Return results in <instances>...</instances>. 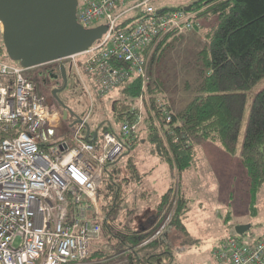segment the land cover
I'll use <instances>...</instances> for the list:
<instances>
[{"label":"built area","instance_id":"2783aa9c","mask_svg":"<svg viewBox=\"0 0 264 264\" xmlns=\"http://www.w3.org/2000/svg\"><path fill=\"white\" fill-rule=\"evenodd\" d=\"M76 8L84 27L106 25L86 51L82 67L91 82L83 81L82 87L91 96V85L103 97L115 85L140 77L138 107L148 100L149 56L157 41L198 25L194 11H157L155 0H77ZM2 32L0 21V264H115L108 257H89L103 224H111L99 194L105 166L125 151L140 115L121 124L120 137L105 131L87 141L85 118L69 135L58 134L48 125L52 112L45 96L25 74L29 68L4 51ZM75 56L68 57L72 78L81 79ZM66 87L77 90L71 79ZM170 215L140 244L163 237ZM214 256L222 264H264V234L247 242L225 238Z\"/></svg>","mask_w":264,"mask_h":264},{"label":"trees","instance_id":"16d2710c","mask_svg":"<svg viewBox=\"0 0 264 264\" xmlns=\"http://www.w3.org/2000/svg\"><path fill=\"white\" fill-rule=\"evenodd\" d=\"M179 7L195 12L192 18L194 23L198 22L195 28L200 29L204 36L194 57L185 63L186 68L192 67L195 75L194 85L189 83V79L185 81V88L192 91L185 104L176 110L170 100L162 99L164 79L158 67L159 71H152L154 62L161 60L168 48L174 47L179 40L181 35H176L174 31L162 36L149 56L148 100H144L141 107L136 103L142 92L140 77L119 83L107 93L116 89L120 92L109 104L113 121L119 126L116 129L112 120H103L97 128L101 129L100 132L111 131L120 137L121 124L140 115L137 131L133 138L131 135L126 137V149L119 157L125 158L124 168L117 166L118 160L105 166L103 188L106 194L104 200L100 199V204L109 215L122 201L126 185L142 182L145 172L138 170L133 153L135 144L141 140L146 142L150 155L165 160L170 171L176 168L180 176L198 161L196 141L199 139L217 142L226 152L235 153L247 99L246 90L264 76V0H193L183 6L163 5L160 9L172 11ZM81 66L79 62V70ZM66 70L69 78L70 70L67 67ZM50 73H54L56 81H62L58 63L42 64L25 72L34 82L37 93L44 95L46 101L48 96L53 99V111L60 108L62 113V107L49 89L48 94L45 92L52 80ZM164 110L169 112L170 118H166ZM89 130L98 134V130L91 131L90 127ZM85 131L84 126L82 132ZM239 163L254 198L264 184V87L252 99ZM170 188L161 196L157 212L166 203ZM186 209V201L181 197L172 223L184 233ZM157 225L154 223L151 229L142 231L140 227L130 228L125 224L114 235L135 253L134 247L146 239ZM106 226H102V232L108 229L107 233H110L111 226ZM158 246V251L145 254L144 262L158 264L163 257H171L166 239H156L146 245L151 248ZM99 252L98 249L92 251L89 257H95Z\"/></svg>","mask_w":264,"mask_h":264},{"label":"rangeland","instance_id":"374dc122","mask_svg":"<svg viewBox=\"0 0 264 264\" xmlns=\"http://www.w3.org/2000/svg\"><path fill=\"white\" fill-rule=\"evenodd\" d=\"M192 1L155 0V5L158 8L163 5L177 6L180 4L183 6ZM203 41L204 36L200 29L195 28L186 31L181 34L175 46L168 48L163 58L156 61L158 63L154 62L152 66V71L160 70L164 79L162 99L170 100L171 105L176 110L184 105L192 95V91L185 88V81L189 79V83L194 85L195 75L192 67L186 68L185 63L194 57ZM86 57L87 53L84 52L77 54L74 59L82 63ZM62 61L70 70L68 82L71 79L77 90H74L73 93V90L70 91L65 87L60 93L59 97L69 108L66 117H64L63 112H60V108L53 111V99L50 96L47 97V103L49 107L51 106L50 109L52 108V117L51 120L49 119L48 125H52L58 134L62 133V136H65L77 127L78 122L70 125L76 117L85 118L91 131L98 130V125L103 120L105 122L107 120L113 121L109 104L110 100L119 95L120 92L116 89L103 97H99L94 87L88 85L91 91L90 96L88 90L82 87L81 84L83 81L91 82L86 79L87 76L84 75L83 67L81 66L80 73L84 77L74 79L70 69L71 59L65 58ZM49 76L52 80L45 88L47 94L48 89L52 92L54 88H58L59 84L56 85L57 82H62L55 80L54 73H50ZM86 82L83 84H86ZM263 87L264 76L250 89L246 90L247 99L235 153L226 152L217 142L199 139L196 142L198 161L180 176L176 168L172 172L170 171L165 160L160 159L158 156H150L146 142L140 141V143L135 144L133 153L136 155L138 170H147L149 160H151V166L154 168L153 175L148 176L142 182H131L126 185L124 201L119 202L110 214L111 224L109 226H111L113 234L107 238L108 229L105 230V233L102 232L105 234L107 242V246L102 249L104 253H101V256L103 254L102 257L110 258V261L115 262V264H149L144 262L145 254L158 251L159 246L151 248L146 247V245L162 237L150 238L146 243L138 245L134 253L114 233L125 224L130 228L140 227L141 221L148 220V218L150 220L152 215L156 216L155 223L160 224L171 213L165 226L166 230L169 229L168 238L163 239H168L167 242L170 245L169 250L172 255L169 258L163 257L158 264H222L214 256V249L221 240L233 236L239 238L241 242H247L264 234V184L253 198L248 190L246 174L239 163L252 99ZM113 124L118 129V123L113 121ZM67 127H69L68 131L66 130ZM99 130L98 132H100ZM124 163L125 158L121 157L118 159L117 166L124 168ZM168 186H171V191L165 200L166 203L158 213L157 201ZM144 188L149 189L150 195L142 199L140 194ZM104 194H106L105 188L99 194L102 196L101 199L105 196ZM181 197L186 201L187 206L183 219L186 233L172 223ZM146 222L149 223L148 221L144 223L146 224ZM239 224L248 225V228L242 234H238L235 229ZM104 226H106V223L103 224ZM106 227L108 228V226ZM95 257H100V255ZM136 258H139V260H135Z\"/></svg>","mask_w":264,"mask_h":264},{"label":"water","instance_id":"95a60500","mask_svg":"<svg viewBox=\"0 0 264 264\" xmlns=\"http://www.w3.org/2000/svg\"><path fill=\"white\" fill-rule=\"evenodd\" d=\"M77 0H0V21L3 24L2 42L9 59L19 61L26 68L57 62L62 84L52 95L69 110L57 93L66 87L67 70L62 59L86 52L106 30L103 23L84 27L76 18ZM162 9H157L161 11ZM76 119L70 124L81 122ZM85 139L96 137L85 122ZM248 225L239 224L236 232L242 234Z\"/></svg>","mask_w":264,"mask_h":264},{"label":"crops","instance_id":"0c3cea01","mask_svg":"<svg viewBox=\"0 0 264 264\" xmlns=\"http://www.w3.org/2000/svg\"><path fill=\"white\" fill-rule=\"evenodd\" d=\"M141 142H142V140H141ZM196 142H198V141H196ZM133 150H134V148H133ZM150 155V154H149ZM150 156H152V157H157L156 155H150ZM150 161V163H149V165H148V169L147 170H145V171H143V172H145V174L142 176V181H144V180H146L147 179V177L149 176V177H151L152 175H153V171H154V168H153V166H151V163H152V161L151 160H149ZM143 164V163H142ZM140 182V181H139ZM168 189H169V186H168V188H167V190H165L163 193H162V195L166 192V191H168ZM150 194H149V189H146V188H144V189H142V193L140 194V196H141V198L142 199H145L147 196H149ZM161 195V196H162ZM124 197H126V196H124ZM125 199V198H124ZM160 199H161V197H160ZM159 199V200H160ZM158 200V201H159ZM124 200L122 199V202H123ZM157 201V203H159ZM158 205V204H157ZM110 217V216H109ZM154 217V218H153ZM155 218H156V216H154V215H152V218H150V220H149V218H148V220H142L141 221V223H140V228L142 229V231H146V230H149V229H151L152 228V226H153V224L155 223ZM153 220V221H152ZM145 221H148L149 223L147 224V222H146V224L144 223ZM151 221H152V223H151ZM151 223V224H150ZM128 226V225H127ZM129 227V226H128ZM134 228V227H133ZM188 232H189V230H188ZM103 233H105V232H103ZM101 234V238H102V240H101V238H99L97 241H95L94 242V244L91 246V248H92V251H95V250H99L100 252L97 254V255H99V254H101V251H102V249L103 248H105L104 247V245L106 244L107 245V242H106V237H105V234ZM113 233L112 232H110V233H107L106 235H107V238H109L111 235H112ZM168 234H169V229L168 230H166L165 231V233H164V235H163V237L162 238H168ZM168 240V239H167ZM127 245V244H126ZM170 246V245H169ZM127 247H128V249H130V246L129 245H127ZM137 248V247H136ZM130 251V250H129ZM104 254V253H103ZM101 256V255H100ZM103 256V255H102ZM109 256H111V257H113L112 255H109ZM114 259V258H113Z\"/></svg>","mask_w":264,"mask_h":264},{"label":"flooded vegetation","instance_id":"af4514ba","mask_svg":"<svg viewBox=\"0 0 264 264\" xmlns=\"http://www.w3.org/2000/svg\"><path fill=\"white\" fill-rule=\"evenodd\" d=\"M59 86H60V85H58L57 87H59ZM60 93H61V92H58V93H57L58 97L60 96ZM54 98H55V97H54ZM59 98H60V97H59ZM60 99H61V98H60ZM56 100H57V99H56ZM56 100H55V101H56ZM61 100H62V99H61ZM57 101H58V100H57ZM57 101H56V102H57ZM57 103L60 105L59 102H57ZM60 106L62 107V105H60ZM62 109H63V107H62Z\"/></svg>","mask_w":264,"mask_h":264}]
</instances>
